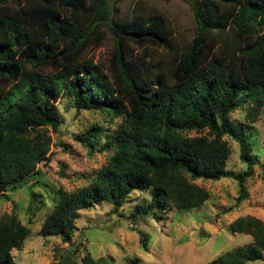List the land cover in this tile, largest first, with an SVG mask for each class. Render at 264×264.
<instances>
[{"label": "trees", "instance_id": "obj_1", "mask_svg": "<svg viewBox=\"0 0 264 264\" xmlns=\"http://www.w3.org/2000/svg\"><path fill=\"white\" fill-rule=\"evenodd\" d=\"M122 1L0 0V198L11 201L32 177L42 175L39 165L51 157L48 130L56 133L63 125L56 105L61 96L78 110L121 121L104 140L97 127L80 138L88 153H106L107 163L87 187L54 194L42 237L71 243L81 211L102 201L118 210L138 191L153 193L137 212L151 214L157 223L171 210L191 212L210 200V193L194 183L198 180H234L239 194L234 208L249 197L253 145L231 114L249 105L255 123L264 108V0H191L197 34L176 53L169 71L148 60L153 47L175 51L165 19L141 11L118 17L113 5ZM109 33L115 50L105 66L87 51L103 45ZM133 46L144 54L131 55ZM192 132L207 134L188 136ZM226 137L239 144L246 171L227 170ZM229 229L250 236L252 243L210 264L263 261L262 221L246 216ZM30 235L16 213L3 216L0 264H16L12 252ZM110 261L87 255L62 264Z\"/></svg>", "mask_w": 264, "mask_h": 264}, {"label": "rangeland", "instance_id": "obj_2", "mask_svg": "<svg viewBox=\"0 0 264 264\" xmlns=\"http://www.w3.org/2000/svg\"><path fill=\"white\" fill-rule=\"evenodd\" d=\"M190 3L191 0H124L113 6L121 18L141 11L146 16L159 15L165 19L175 36V51L169 53L153 47L148 60L163 63L164 70L169 71L176 53L184 52L197 34ZM114 50L115 41L109 33L103 45L91 46L87 57L108 66ZM133 50L130 54L134 57L137 53L144 54L143 49L135 46ZM45 71L49 73L52 69ZM56 105L63 125L56 133L48 130L52 137L51 157L47 163L39 165L42 175L32 177L28 186L11 195V201L0 198V219L14 212L31 232L23 246L12 252L16 264H62L65 259L81 261L87 255L95 260L109 259L110 264H210L225 253L252 243L250 236L231 233L229 228L234 221L246 216L264 223V108L255 123L249 119V105L231 114V121L242 126L252 142V158L256 162L254 175L247 182L249 197L238 208H234L239 196L234 180H198L194 183L210 193V200L191 212L171 210L165 220L157 223L151 214L137 212L138 206L148 205L153 193L138 191L118 210L102 201L81 211L76 235L71 243H65L59 236L40 235L46 216L52 210L53 196L61 190L74 192L85 188L96 178L107 163L108 155L88 153L80 138L97 127L103 132L104 140L121 121L102 112L78 110L66 96H61ZM206 134L192 132L188 136ZM225 140L231 148L227 170L235 174L246 171L247 166L240 160L239 144L230 137ZM133 215H136L135 220ZM253 264H264V259Z\"/></svg>", "mask_w": 264, "mask_h": 264}]
</instances>
